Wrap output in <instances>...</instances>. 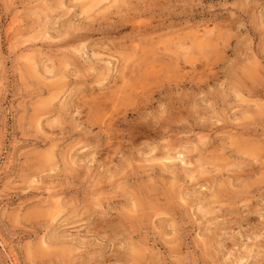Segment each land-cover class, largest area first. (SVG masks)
Wrapping results in <instances>:
<instances>
[{
  "label": "rangeland",
  "instance_id": "rangeland-1",
  "mask_svg": "<svg viewBox=\"0 0 264 264\" xmlns=\"http://www.w3.org/2000/svg\"><path fill=\"white\" fill-rule=\"evenodd\" d=\"M236 3L0 0V264H264L235 207L264 197V0Z\"/></svg>",
  "mask_w": 264,
  "mask_h": 264
},
{
  "label": "clouds",
  "instance_id": "clouds-1",
  "mask_svg": "<svg viewBox=\"0 0 264 264\" xmlns=\"http://www.w3.org/2000/svg\"><path fill=\"white\" fill-rule=\"evenodd\" d=\"M253 3V0H237L236 5H234L235 7H239L241 10H247L251 7V4ZM262 12H264V9L261 10ZM245 25L243 23H240L238 25V28H244ZM59 39H65V36H58ZM261 47L264 48V39L261 40ZM160 107H163V105H161ZM252 199L255 198H251V199H247L245 201V203L243 205H235L236 208H244V215H258L260 217V225H259V230H260V236H259V240L264 241V197L260 198L259 201V207H257L253 212H249L247 211L248 206L252 203ZM219 210V209H217ZM224 234L222 233V236ZM256 237H253V247H256ZM249 251V255H248V259H253L254 257L251 255V250ZM258 252V257L259 258H264V247H259L257 249ZM240 264H243V261L240 262Z\"/></svg>",
  "mask_w": 264,
  "mask_h": 264
}]
</instances>
